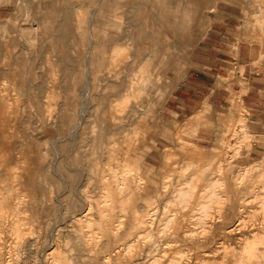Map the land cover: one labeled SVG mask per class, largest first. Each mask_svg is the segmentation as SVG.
<instances>
[{
	"label": "clouds",
	"instance_id": "obj_1",
	"mask_svg": "<svg viewBox=\"0 0 264 264\" xmlns=\"http://www.w3.org/2000/svg\"><path fill=\"white\" fill-rule=\"evenodd\" d=\"M16 6L0 23V264H264V0ZM69 16L108 47L72 93H41L21 69Z\"/></svg>",
	"mask_w": 264,
	"mask_h": 264
},
{
	"label": "rangeland",
	"instance_id": "obj_2",
	"mask_svg": "<svg viewBox=\"0 0 264 264\" xmlns=\"http://www.w3.org/2000/svg\"><path fill=\"white\" fill-rule=\"evenodd\" d=\"M88 3L94 6V0H88ZM129 3L131 6H135V0H129ZM109 4H111V0H109ZM12 5L16 8L15 11L0 20V23L6 22L9 18H16L19 12L16 0H12ZM81 19L84 20L85 17ZM23 26L26 27V25ZM107 47L108 41L99 36L98 32H94L91 40L78 36L77 29L72 25L69 16L66 19L64 30L59 33L55 42L49 45L42 39L34 53V61L21 69L26 75V84L31 82L33 88L38 87L39 92L43 93L50 83H54L58 95L64 96L72 93L74 87L77 86L79 73L85 63L88 64L95 76L101 63L100 56ZM0 55L5 58V65L10 67L14 56L12 42L0 46ZM48 98H53L51 92L48 93ZM113 251L119 252V249L114 248ZM144 251L146 253L148 249ZM164 252L167 254L168 250L164 249ZM210 252L211 249H205V258H210ZM146 258V256L138 257L133 259L131 264H143V260ZM171 259V256L166 255L163 264H169Z\"/></svg>",
	"mask_w": 264,
	"mask_h": 264
},
{
	"label": "crops",
	"instance_id": "obj_3",
	"mask_svg": "<svg viewBox=\"0 0 264 264\" xmlns=\"http://www.w3.org/2000/svg\"><path fill=\"white\" fill-rule=\"evenodd\" d=\"M15 7L11 4L0 5V20L5 19L7 15L15 11Z\"/></svg>",
	"mask_w": 264,
	"mask_h": 264
}]
</instances>
